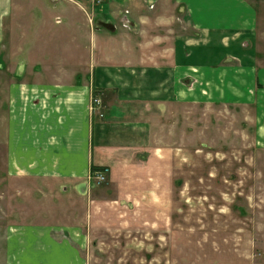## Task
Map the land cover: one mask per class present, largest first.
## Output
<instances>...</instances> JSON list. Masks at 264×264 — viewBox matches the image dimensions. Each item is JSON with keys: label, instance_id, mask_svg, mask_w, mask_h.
Returning a JSON list of instances; mask_svg holds the SVG:
<instances>
[{"label": "crops", "instance_id": "crops-1", "mask_svg": "<svg viewBox=\"0 0 264 264\" xmlns=\"http://www.w3.org/2000/svg\"><path fill=\"white\" fill-rule=\"evenodd\" d=\"M33 1L34 14L28 5L16 9L15 0H0V44L17 13L19 54L34 66L11 72L7 90L10 175L88 193L93 167L107 169L108 179L148 151L147 114L154 105L247 101L257 110L256 137L264 146V63L254 45L255 12L246 0H150L153 7L144 10L134 0L126 17L114 1L98 9L104 23L97 29L84 2ZM58 3L81 22L87 18L91 29L58 13ZM183 5L185 15L177 18ZM187 22L191 33L178 26ZM94 97L102 107L92 113ZM84 239L76 226L18 224L8 232L7 264H87Z\"/></svg>", "mask_w": 264, "mask_h": 264}, {"label": "rangeland", "instance_id": "rangeland-1", "mask_svg": "<svg viewBox=\"0 0 264 264\" xmlns=\"http://www.w3.org/2000/svg\"><path fill=\"white\" fill-rule=\"evenodd\" d=\"M77 1L94 15L95 29L103 27L98 14L103 6L117 2L124 17L136 7L134 0ZM246 2L255 12L254 45L264 63V0ZM139 3L143 10L153 7L150 0ZM20 4L34 14L33 0H15L16 9ZM56 11L69 13L77 27L91 29L71 7L58 3ZM185 12L184 5L179 7L177 18ZM17 16L6 22L0 44V264H7L9 229L28 223L78 227L87 264H264V146L256 137L257 110L247 101L154 105L147 114L152 129L148 151L103 183L93 178L88 193L9 174L11 72L34 68L19 54ZM178 26L191 33L188 22Z\"/></svg>", "mask_w": 264, "mask_h": 264}, {"label": "built area", "instance_id": "built-area-1", "mask_svg": "<svg viewBox=\"0 0 264 264\" xmlns=\"http://www.w3.org/2000/svg\"><path fill=\"white\" fill-rule=\"evenodd\" d=\"M125 26H128V25L125 24ZM91 105H92L91 106L92 113L97 112L102 107L101 100L99 98H95V97L93 98ZM107 175H108L107 169H100L98 171H95L92 179L94 178L95 182L100 184V183H103L106 181Z\"/></svg>", "mask_w": 264, "mask_h": 264}, {"label": "trees", "instance_id": "trees-1", "mask_svg": "<svg viewBox=\"0 0 264 264\" xmlns=\"http://www.w3.org/2000/svg\"><path fill=\"white\" fill-rule=\"evenodd\" d=\"M93 172L100 170L99 168L93 167Z\"/></svg>", "mask_w": 264, "mask_h": 264}]
</instances>
